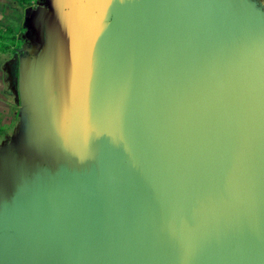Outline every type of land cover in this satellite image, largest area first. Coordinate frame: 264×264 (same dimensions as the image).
Here are the masks:
<instances>
[{
    "label": "water",
    "instance_id": "1",
    "mask_svg": "<svg viewBox=\"0 0 264 264\" xmlns=\"http://www.w3.org/2000/svg\"><path fill=\"white\" fill-rule=\"evenodd\" d=\"M41 29L0 264H264V14L85 0Z\"/></svg>",
    "mask_w": 264,
    "mask_h": 264
},
{
    "label": "rangeland",
    "instance_id": "2",
    "mask_svg": "<svg viewBox=\"0 0 264 264\" xmlns=\"http://www.w3.org/2000/svg\"><path fill=\"white\" fill-rule=\"evenodd\" d=\"M84 1L6 0L1 3L4 10L0 21V57L15 58L18 66L21 62L26 70L41 48V28L75 12ZM248 1L264 14V0ZM10 15L13 18H9ZM6 82L8 89L0 97V170L8 158L18 157L27 139L49 134L45 122L28 111L29 102L19 80L16 83L14 78L7 76Z\"/></svg>",
    "mask_w": 264,
    "mask_h": 264
},
{
    "label": "crops",
    "instance_id": "3",
    "mask_svg": "<svg viewBox=\"0 0 264 264\" xmlns=\"http://www.w3.org/2000/svg\"><path fill=\"white\" fill-rule=\"evenodd\" d=\"M6 0H0V4L5 2ZM4 9L0 7V21L3 19L2 17V11ZM11 18L13 16H10ZM8 30V29H7ZM9 64H13V71H12V76L15 80V82H18L19 76H20V68L18 66L17 60H15V58H9V57H0V97L3 96V92L5 93L8 89L7 87V82H5V80L7 79L8 76V70L7 67L9 66ZM12 78V80H13Z\"/></svg>",
    "mask_w": 264,
    "mask_h": 264
},
{
    "label": "flooded vegetation",
    "instance_id": "4",
    "mask_svg": "<svg viewBox=\"0 0 264 264\" xmlns=\"http://www.w3.org/2000/svg\"><path fill=\"white\" fill-rule=\"evenodd\" d=\"M10 16H12V15H10ZM10 16H9V18H11ZM13 67H14L13 64H9V66L7 67V70L9 71L8 76H11L12 78H13V76H12Z\"/></svg>",
    "mask_w": 264,
    "mask_h": 264
}]
</instances>
